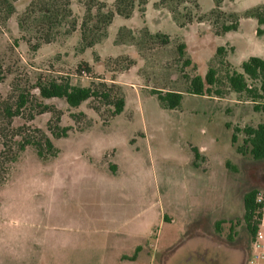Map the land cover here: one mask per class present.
Instances as JSON below:
<instances>
[{
	"label": "rangeland",
	"instance_id": "1",
	"mask_svg": "<svg viewBox=\"0 0 264 264\" xmlns=\"http://www.w3.org/2000/svg\"><path fill=\"white\" fill-rule=\"evenodd\" d=\"M26 1L16 3L6 29L0 22V62L8 72L0 94L31 86L40 76H64L86 86L113 84L112 95L123 96L125 105L114 115L97 100L78 108L44 100L63 112L61 124L73 131L51 137L58 152L46 160L26 148L0 185V264H248L251 236L242 197L250 189L264 196V160L252 158L244 133L235 129L264 123V110L231 91L226 75L241 72L251 56L264 57V35L247 16L264 0H221L217 12L223 15L214 16L213 0H196L197 9L190 0H166L176 20L158 6L160 0H145L143 9L136 0L130 17L116 15L106 36L83 53L77 50L79 32L29 50L15 24ZM79 1L71 0V7L80 22ZM188 13L192 19L185 23ZM228 14L238 16V25L221 33ZM155 33L168 35L169 44L150 36ZM179 43L186 46L183 58ZM84 60L90 73L83 67L78 72ZM208 67L217 78L211 94L188 93V79L204 77ZM152 90L183 96L169 109ZM79 112L86 117L73 121L70 114ZM49 117L38 115L30 124L45 131ZM64 241L108 249L81 263L63 250H53L51 258L46 244Z\"/></svg>",
	"mask_w": 264,
	"mask_h": 264
},
{
	"label": "trees",
	"instance_id": "2",
	"mask_svg": "<svg viewBox=\"0 0 264 264\" xmlns=\"http://www.w3.org/2000/svg\"><path fill=\"white\" fill-rule=\"evenodd\" d=\"M20 0H0V22L3 29L7 28L8 21H12L16 13V3ZM184 1L186 0H177ZM221 0H213L215 7L211 15H223L217 12ZM136 0H114L111 5L99 0H81L83 7V18L79 22L78 15L71 7V0H27L24 9L16 15L15 24L19 31L24 33L20 40L24 41L29 50L36 51L42 45H47L56 40L58 35L72 36L79 32V45L77 50L83 53L100 42L107 34L108 26L113 18L123 16L130 17ZM192 9H197L196 0H190ZM138 6L145 4V0H138ZM160 8H166L172 18L176 20L174 11L167 6L166 0H160ZM143 11V10H142ZM141 11V12H142ZM247 16L255 18L258 23L257 35L264 34V6L260 5L247 13ZM230 20L221 25V33L236 29L239 18L235 14H228ZM185 23L191 21V13L184 15ZM198 21L203 18L199 17ZM211 19V18H210ZM216 25L218 22L213 20ZM184 24V23H182ZM218 34V31H216ZM220 33V32H219ZM151 37L159 39L161 44H169L170 37L161 33L150 34ZM15 42L18 39L15 38ZM179 56L183 58L186 51L184 43L176 46ZM221 49L217 54H221ZM97 59V56L94 57ZM185 63H190L189 59ZM85 69L91 72V67L86 60L78 64V72ZM241 72L233 71L226 75L229 89L237 94L245 93L247 99L252 101L254 110H264V104H260L258 99L264 98V57L251 56L241 64ZM8 72L0 62V85L7 77ZM248 80L256 85L248 84ZM188 93L198 95H210L211 87L217 82L215 69L208 67L204 77L194 75L188 79ZM5 96L0 94V185H3L11 172L13 165L18 161L20 155L26 148L31 147L38 158L46 160L57 155V148L53 145L51 137L59 139L67 137L73 131V126L62 125L61 118L63 112L52 104H47L44 100L59 99L69 108H78L82 103L89 100H97L104 105L112 107L111 114H119L123 111L125 101L123 96L112 95L113 84L107 85L98 82L90 85H80L72 83L68 77H38L34 83L28 84L21 89L14 87ZM34 90L36 92H34ZM160 104L169 109L176 108L183 96L176 91L152 90ZM218 93V92H217ZM98 112V109L95 108ZM49 114L46 123V130L32 126L30 123L38 115ZM73 121H78L80 117L85 118L83 112L70 114ZM17 118L23 120L20 125H13ZM90 123V121H89ZM236 131L244 133L243 145L249 147V153L254 160H264V123L256 126H244L242 130ZM232 142H236V136H232ZM237 150L241 152L242 147ZM258 190L250 189L243 194V220L251 238L256 232L255 216L258 211L256 196Z\"/></svg>",
	"mask_w": 264,
	"mask_h": 264
},
{
	"label": "crops",
	"instance_id": "3",
	"mask_svg": "<svg viewBox=\"0 0 264 264\" xmlns=\"http://www.w3.org/2000/svg\"><path fill=\"white\" fill-rule=\"evenodd\" d=\"M261 56H259V57H261ZM210 233H211L212 236L211 237L209 236V237L213 241L212 244L214 245V243L217 240H216V237L213 235V231L212 232L210 231ZM22 240H24V239L22 238ZM22 240H18L19 241V244H21V245L24 243V241H22ZM53 244L54 243H52V244H46L47 249L48 250H51L48 253V255H50L51 258L53 257V250H57V251L63 250L62 253L64 254L65 257H71L72 259L76 260L77 262L80 261L79 263L83 262L87 258L89 259V257L98 256L99 255V252L98 251H100L101 249H108L107 246H104L101 243H93L92 244V243H89V242L88 243H81V242H78V241H75V242H73V241H71V242L64 241V242H62L59 245L55 244L54 246H51ZM169 247H171V246H169ZM86 249H87V251L88 250H91V251H88V252H79L80 250H86ZM168 249L169 248H167L166 250H168ZM64 250H65V253H64ZM56 252H55V254H56ZM62 253H60V255ZM165 254H166V252L164 251L163 256H165ZM101 256H104V255H102V253H100V257ZM83 258H85V259H83ZM78 259H80V260H78ZM70 260L71 259L69 258V261ZM105 264H107V263H105Z\"/></svg>",
	"mask_w": 264,
	"mask_h": 264
},
{
	"label": "built area",
	"instance_id": "4",
	"mask_svg": "<svg viewBox=\"0 0 264 264\" xmlns=\"http://www.w3.org/2000/svg\"><path fill=\"white\" fill-rule=\"evenodd\" d=\"M256 203L259 206L255 216L257 229L251 238L248 264H264V196L257 194Z\"/></svg>",
	"mask_w": 264,
	"mask_h": 264
}]
</instances>
